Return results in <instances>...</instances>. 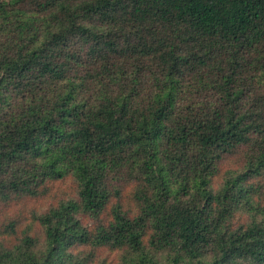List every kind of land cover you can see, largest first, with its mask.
Masks as SVG:
<instances>
[{"label": "trees", "instance_id": "16d2710c", "mask_svg": "<svg viewBox=\"0 0 264 264\" xmlns=\"http://www.w3.org/2000/svg\"><path fill=\"white\" fill-rule=\"evenodd\" d=\"M0 264H264V0H0Z\"/></svg>", "mask_w": 264, "mask_h": 264}, {"label": "rangeland", "instance_id": "374dc122", "mask_svg": "<svg viewBox=\"0 0 264 264\" xmlns=\"http://www.w3.org/2000/svg\"><path fill=\"white\" fill-rule=\"evenodd\" d=\"M61 188L64 189V190H66V189H67V183L63 184ZM33 203H34V202H32V204H33Z\"/></svg>", "mask_w": 264, "mask_h": 264}]
</instances>
